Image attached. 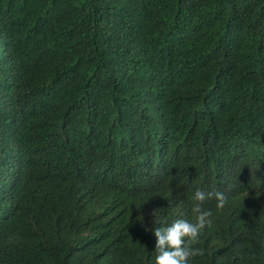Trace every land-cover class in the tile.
<instances>
[{
    "label": "trees",
    "instance_id": "16d2710c",
    "mask_svg": "<svg viewBox=\"0 0 264 264\" xmlns=\"http://www.w3.org/2000/svg\"><path fill=\"white\" fill-rule=\"evenodd\" d=\"M196 190L264 264V0H0V264H155Z\"/></svg>",
    "mask_w": 264,
    "mask_h": 264
},
{
    "label": "clouds",
    "instance_id": "9594fccd",
    "mask_svg": "<svg viewBox=\"0 0 264 264\" xmlns=\"http://www.w3.org/2000/svg\"><path fill=\"white\" fill-rule=\"evenodd\" d=\"M190 199L193 220L176 219L168 227L151 230L157 240L155 264H190L194 258L204 256V249L198 245L204 230L211 228L213 223V213L205 204L215 200L216 210H223L228 204V196L219 190H196Z\"/></svg>",
    "mask_w": 264,
    "mask_h": 264
}]
</instances>
